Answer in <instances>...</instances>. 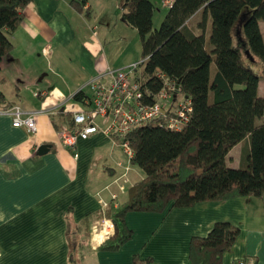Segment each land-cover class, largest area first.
Here are the masks:
<instances>
[{"label": "crops", "instance_id": "crops-1", "mask_svg": "<svg viewBox=\"0 0 264 264\" xmlns=\"http://www.w3.org/2000/svg\"><path fill=\"white\" fill-rule=\"evenodd\" d=\"M85 6L91 9L89 20L70 0H30L21 9L19 25L7 34L12 49L0 60V108L18 105L21 117L33 116L35 131L12 126L10 115L0 113V264H131L133 256L149 259V264H190L189 239L206 235L216 221L238 228L220 264L240 259L264 264V197L128 212L124 221L132 235L111 252L96 249L112 234L108 219L92 217L87 235L74 234V226L99 209L98 199L108 201L112 192L116 203L124 202L125 194L111 180L122 172L116 161H125L121 149L100 132L77 139L74 156L60 144L57 132L67 125L65 114L70 118L82 105L74 94L81 92L82 100L89 95L90 79L101 75L108 82V70L140 59L136 31L120 21L115 0H85ZM111 6L117 11L113 22ZM198 15L189 23L196 34ZM208 29L209 22L204 38ZM257 95H264L259 80ZM42 144L47 150L38 153ZM242 144L247 149L248 139L229 149L226 166H239ZM127 177L130 185L143 174L130 165ZM68 228L73 230L71 243Z\"/></svg>", "mask_w": 264, "mask_h": 264}, {"label": "trees", "instance_id": "trees-1", "mask_svg": "<svg viewBox=\"0 0 264 264\" xmlns=\"http://www.w3.org/2000/svg\"><path fill=\"white\" fill-rule=\"evenodd\" d=\"M115 1L120 21L134 28L139 38L143 86L156 94L163 82L156 75L159 72L176 81L191 111L179 131L159 126L162 119L158 117L134 124L121 137L132 151L130 164L143 177L126 188L124 202L112 206L109 199L105 207L99 206L74 226V234L85 236L90 218L108 219L112 234L96 245L106 252L130 239L132 231L124 221L128 212L157 213L237 196L264 197V95H257L258 80H264V42L258 25L264 21V0H171L154 29L150 0ZM28 2L0 0V60L12 49L7 34L19 25L21 9ZM70 5L90 19L85 0H70ZM197 11L196 34L189 23ZM208 22L210 48L205 47L204 38ZM254 58L261 62L258 75L246 62ZM73 98L81 101V92ZM68 117L65 114L70 127L71 113ZM256 119H261L258 125ZM244 139H248V148H241L239 166H226L225 155ZM71 233L68 228L70 243ZM237 235L238 228L228 222H213L206 235L189 239V263L220 264ZM149 263V259L132 257L131 264Z\"/></svg>", "mask_w": 264, "mask_h": 264}, {"label": "built area", "instance_id": "built-area-1", "mask_svg": "<svg viewBox=\"0 0 264 264\" xmlns=\"http://www.w3.org/2000/svg\"><path fill=\"white\" fill-rule=\"evenodd\" d=\"M162 4L169 7L171 0H161ZM143 59L132 62L125 67L114 71L108 70L109 81L105 82L101 75H97L88 82L89 95L81 98V107L71 112L70 127L63 126L57 132L60 144L75 155V143L77 139H85L89 135L100 132L105 135L112 144L118 146L123 154L125 164L116 161V166L122 168V172L111 180L117 190L126 193L129 185L127 172L129 158L132 151L127 141L122 136L130 128L139 122H145L160 117L159 126L179 131L189 119L191 111L187 98L180 97V87L174 80H168L159 72L157 77L163 79L162 87L156 94H150L143 86L141 75V63ZM146 97L151 98L146 102ZM0 113L11 117V125L21 126L29 133H34L35 122L31 114L21 117V109L18 105L0 108ZM163 124V125H162ZM127 185V187H126ZM112 206H116L115 194L110 192ZM100 207H105L107 201L98 199ZM237 264H255L253 259L237 260Z\"/></svg>", "mask_w": 264, "mask_h": 264}, {"label": "rangeland", "instance_id": "rangeland-1", "mask_svg": "<svg viewBox=\"0 0 264 264\" xmlns=\"http://www.w3.org/2000/svg\"><path fill=\"white\" fill-rule=\"evenodd\" d=\"M150 1L152 2L153 6H154L153 18H152V25H153L152 29H154V28L158 27L161 18L166 13L168 8L162 4L161 0H150ZM116 13H117V11L115 9L113 10V8L111 6L109 8L108 15L111 18L112 22H113V18L116 15ZM259 28H260V33H261V36H262V39H263V42H264V21H260ZM135 34H136L137 39H139L137 33H135ZM207 38L208 37H207V34H206L205 47L210 48L211 46L208 43V39ZM134 55L136 56V60H138L139 59V51L137 53L135 52ZM246 62L248 63V65L250 66V68L252 69V71L254 73H256L257 75L260 73L261 62H260L259 59L254 58L253 61H249V62L246 61ZM210 68H211L210 69V73H212L215 70L213 62L210 63ZM259 82H260V91L263 92V90H264V80L259 78ZM208 101H211V94H209ZM263 116H264V114H263ZM260 121H261V119L259 120V122ZM242 150H244V145L243 144H242ZM128 181H130L129 177H128Z\"/></svg>", "mask_w": 264, "mask_h": 264}, {"label": "water", "instance_id": "water-1", "mask_svg": "<svg viewBox=\"0 0 264 264\" xmlns=\"http://www.w3.org/2000/svg\"><path fill=\"white\" fill-rule=\"evenodd\" d=\"M47 150V145H40L38 148H37V152L38 153H42V152H45Z\"/></svg>", "mask_w": 264, "mask_h": 264}, {"label": "bare ground", "instance_id": "bare-ground-1", "mask_svg": "<svg viewBox=\"0 0 264 264\" xmlns=\"http://www.w3.org/2000/svg\"><path fill=\"white\" fill-rule=\"evenodd\" d=\"M111 229H107V231H110Z\"/></svg>", "mask_w": 264, "mask_h": 264}]
</instances>
